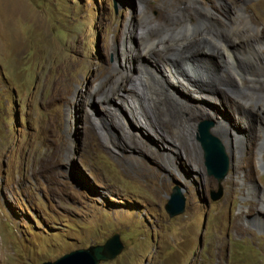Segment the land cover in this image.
Here are the masks:
<instances>
[{
	"label": "rangeland",
	"instance_id": "374dc122",
	"mask_svg": "<svg viewBox=\"0 0 264 264\" xmlns=\"http://www.w3.org/2000/svg\"><path fill=\"white\" fill-rule=\"evenodd\" d=\"M172 60L206 69L212 96L165 86ZM130 100L161 135L134 124ZM224 118L247 150L227 151ZM203 123L230 161L221 184ZM262 139L264 0H0V264L54 262L116 234L124 250L101 264H264ZM175 188L186 206L170 218Z\"/></svg>",
	"mask_w": 264,
	"mask_h": 264
},
{
	"label": "bare ground",
	"instance_id": "6f19581e",
	"mask_svg": "<svg viewBox=\"0 0 264 264\" xmlns=\"http://www.w3.org/2000/svg\"><path fill=\"white\" fill-rule=\"evenodd\" d=\"M196 4H198L200 7H202V5L200 3L197 2ZM202 9L206 12H209V13H211V11H212L209 8L205 9L204 7H202ZM201 21H210L211 22V21H214V18L204 17L201 19ZM249 29L255 33H257V31H258V29L253 27V25L249 26ZM230 33H231V31H230ZM202 39L207 41L205 38H202ZM156 41L158 44H163L166 42V39L158 38ZM218 44L220 46H225L221 42H218ZM240 44L246 48L251 47L250 53L254 57H258V50H257L256 45L255 46L254 45L244 46L245 44L243 45V41H240ZM210 45H213V44H210ZM207 53H209V55H212V53L209 52V50H207ZM228 53L230 54V52H228ZM146 55L152 56V54L150 52L147 53ZM115 71H117V70L114 68L112 73H115ZM162 71L163 72L158 73V75L162 78L165 86L174 85V86H178L180 88L185 89L189 93H195L198 95L196 97L198 100H205L208 97L212 96L211 95L212 91H209V90H207L201 86L204 82H206L209 79L208 76L206 75V69L202 68L201 66L195 65L193 63H189V64L188 63H182L180 65H176L175 61L172 60L171 62H166L162 66ZM127 77H128V73H125V72L120 73L117 71V79L118 80H125ZM135 97L137 99L141 100L142 94L140 96H135ZM117 98L118 97L116 95L112 96L111 98H109L108 102H110L111 100L115 101V100H117ZM236 100L239 102V103L237 102L238 104H242L246 107L248 106L249 103H251V102L248 103V99L245 101L244 98L241 96H236ZM249 101H251V100L249 99ZM128 108L130 110V116H131L132 121L134 122L135 125H137L140 128L141 131L146 132L150 137H153L152 134H154L156 136L161 135L158 131L151 132L148 129L147 125L143 122L146 120L145 114H144V109L139 108L138 104H136L135 101L130 100L128 102ZM230 126L231 125L229 124L227 118H224L223 120L219 121L218 129L215 130V133L220 138H222L223 143H225V145L227 147V151L229 153H232L233 150H235V149L247 150L248 149V140H247L246 136H242L237 131H233ZM136 137L137 136H135V135L132 136V138H136ZM154 139H156V138L154 137ZM193 140H194V137H193ZM263 144H264V140L262 139L260 142V145H259L260 147L258 148V152H257V158H258L259 163H261V157H262L261 146ZM194 147L196 148V150L198 152V158L200 159L199 147L197 146L196 143H194ZM164 154H165L166 159H167V163H166L167 166L171 170L175 171V169H176L175 160L177 159V156L173 155L172 153L166 152V151H164ZM240 181H242V180H240ZM242 182L246 183V181H242ZM246 185H248L250 188L254 187V185L251 184L249 181ZM249 196H251V195H249ZM261 200H262V201H260L261 202V209L264 210V194H262ZM261 225H264V222H261Z\"/></svg>",
	"mask_w": 264,
	"mask_h": 264
},
{
	"label": "water",
	"instance_id": "95a60500",
	"mask_svg": "<svg viewBox=\"0 0 264 264\" xmlns=\"http://www.w3.org/2000/svg\"><path fill=\"white\" fill-rule=\"evenodd\" d=\"M212 123H203L198 128V140L204 151L205 166L209 176L214 177L219 184L228 176L230 161L222 143L212 136ZM181 188H175L168 197L165 210L170 218L177 217L185 212L186 199ZM222 192L214 195V201L220 200ZM124 250V245L118 234L109 238L102 245H92L87 249L70 252L54 262L43 264H101L113 261Z\"/></svg>",
	"mask_w": 264,
	"mask_h": 264
},
{
	"label": "flooded vegetation",
	"instance_id": "af4514ba",
	"mask_svg": "<svg viewBox=\"0 0 264 264\" xmlns=\"http://www.w3.org/2000/svg\"><path fill=\"white\" fill-rule=\"evenodd\" d=\"M173 1H180V0H173Z\"/></svg>",
	"mask_w": 264,
	"mask_h": 264
}]
</instances>
